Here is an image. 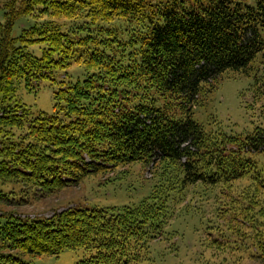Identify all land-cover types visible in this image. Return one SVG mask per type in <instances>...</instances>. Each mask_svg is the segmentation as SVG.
<instances>
[{"label": "trees", "instance_id": "16d2710c", "mask_svg": "<svg viewBox=\"0 0 264 264\" xmlns=\"http://www.w3.org/2000/svg\"><path fill=\"white\" fill-rule=\"evenodd\" d=\"M22 18L33 25L14 38ZM3 20L0 207L26 201L8 198L13 193L2 186L9 183L43 198L132 165L150 167L152 183L137 206H70L32 219L0 208V237L10 251L83 249L89 255L76 264H150L148 243L166 233L172 206L189 194L219 205L229 198L219 216L240 211L258 225L251 253L264 259V177L257 165L264 129L227 135L192 118L226 72L252 75L255 98H264V0H24ZM115 22L125 29L111 27ZM33 46L41 47L39 57L28 50ZM72 63L83 67L82 79H55ZM15 79L28 91L42 80L57 84L54 112L31 115L18 101L6 103ZM243 181L232 199L229 190ZM0 264L26 263L9 254Z\"/></svg>", "mask_w": 264, "mask_h": 264}, {"label": "rangeland", "instance_id": "374dc122", "mask_svg": "<svg viewBox=\"0 0 264 264\" xmlns=\"http://www.w3.org/2000/svg\"><path fill=\"white\" fill-rule=\"evenodd\" d=\"M24 0H0V22H4L3 14L15 16L17 10H21ZM14 5L10 10L9 5ZM22 18L16 22L11 31V36L17 38L21 31L27 28L26 24L33 25V21ZM111 27L125 29L122 22H115ZM28 50L36 57L40 56L41 47L33 46ZM65 75L71 81L82 79L84 69L74 63L66 70H56L55 79ZM16 84L14 98L6 103L18 101L31 115L38 112L51 114L53 109V93L58 85L50 80H42L39 89L28 91L23 80H14ZM254 79L242 74L226 72L222 80L211 92L206 94L202 105L194 111L193 120L202 125L206 131H221L227 135H240L245 137L255 128L264 129V98H255ZM2 100V101H1ZM12 101V102H11ZM4 102V104H3ZM5 106V95L0 94V108ZM15 137L19 131L14 130ZM257 165L263 172L264 159L259 158ZM150 167L143 168L139 165L121 167L111 174H101L87 177L76 187H69L48 197H33L32 193L23 189L20 185L9 183L1 185L8 194L9 199L19 201L22 206H2L1 209L15 212L20 217L48 218L54 212L70 206L88 208H111L123 206H137L150 194L152 183ZM116 179V180H114ZM246 181L236 182L228 194L235 197ZM26 194L24 196L23 193ZM264 193L259 203L264 207ZM215 197V195H214ZM224 203H214L212 198L207 201H199L198 197L188 194L183 196L179 204L172 206L174 213L166 222L165 234L157 240L148 243V259L150 264H264V259L256 260L251 252H254L255 235L259 233L258 225H252L244 215L238 212L235 218H229L228 214L222 218L219 212L226 206L230 199L224 198ZM240 202L235 207H240ZM264 230V229H263ZM264 238V234L262 235ZM250 239V240H249ZM254 239V240H253ZM232 243L230 244V241ZM234 248V251L231 250ZM12 254L23 260L26 264H76L77 261L89 254L83 249L65 250L59 255L31 256L28 254L17 255L6 247V243L0 237V257ZM147 264V263H145Z\"/></svg>", "mask_w": 264, "mask_h": 264}]
</instances>
